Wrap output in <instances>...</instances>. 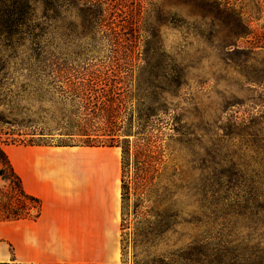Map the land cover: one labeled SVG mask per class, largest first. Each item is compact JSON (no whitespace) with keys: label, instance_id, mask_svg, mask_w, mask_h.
<instances>
[{"label":"rangeland","instance_id":"1","mask_svg":"<svg viewBox=\"0 0 264 264\" xmlns=\"http://www.w3.org/2000/svg\"><path fill=\"white\" fill-rule=\"evenodd\" d=\"M114 4L134 23L133 31H126L133 44L128 58L121 46H112L108 13L89 8L85 0H0V67L4 68L0 86L18 94L16 104L24 118L44 131L37 135L44 141L31 147H58L68 137L61 127L70 120L61 118L49 91L51 78L27 72L44 65L72 73L113 69L130 92L134 108L130 113L157 112L181 120L174 128L177 132L164 129L160 186L166 190L145 204L156 201L154 211L179 213L183 224L157 241L147 258L156 264H177L180 251L191 253L201 241L192 224L199 213L192 190L198 184L194 157L219 139L230 118L240 124L264 113V0H115ZM113 19L118 23L116 14ZM33 87L46 91L43 100L28 95ZM195 130L200 133L193 138L190 133ZM27 147L5 148L15 166ZM238 147L234 143V150ZM117 152L120 169V148ZM132 203L131 198L130 211ZM124 239L119 264H133L131 244L127 236ZM255 245L263 247L257 241L249 247Z\"/></svg>","mask_w":264,"mask_h":264},{"label":"trees","instance_id":"2","mask_svg":"<svg viewBox=\"0 0 264 264\" xmlns=\"http://www.w3.org/2000/svg\"><path fill=\"white\" fill-rule=\"evenodd\" d=\"M114 1L85 0V4L108 13L112 46H121L128 58L133 44L126 31L132 32L134 23ZM115 14L118 23L114 22ZM3 71L0 67V76ZM27 72L51 78L49 91L55 96L61 118L70 120L61 127L68 137L58 147H73L77 142L83 147L120 148L121 255L127 236L133 264H156L147 261L149 250L183 222L176 211L171 215L154 211L156 201L145 204L166 190L160 186L165 163L164 129L171 127L177 132L174 128L181 120L176 116L167 119L157 112H136L134 116L124 78L113 69L72 73L44 65ZM45 94L36 87L28 93L39 101ZM17 99L18 94L0 86V222L36 220L41 211L40 199L26 193L5 151L9 145L31 147L44 141L37 137L44 131L24 118ZM250 118L240 124L230 118L219 139L194 157L192 168L198 172V184L192 190L199 213L192 224L198 228L201 241L191 253L180 251L177 264H240L237 262L246 258L253 259L250 264H264V113ZM198 133L195 130L190 136L195 138ZM234 143L239 146L236 150ZM254 241L263 247H249Z\"/></svg>","mask_w":264,"mask_h":264},{"label":"crops","instance_id":"3","mask_svg":"<svg viewBox=\"0 0 264 264\" xmlns=\"http://www.w3.org/2000/svg\"><path fill=\"white\" fill-rule=\"evenodd\" d=\"M116 147H27L19 166L36 220L0 222V264H119L120 169Z\"/></svg>","mask_w":264,"mask_h":264},{"label":"bare ground","instance_id":"4","mask_svg":"<svg viewBox=\"0 0 264 264\" xmlns=\"http://www.w3.org/2000/svg\"><path fill=\"white\" fill-rule=\"evenodd\" d=\"M118 150V149H117Z\"/></svg>","mask_w":264,"mask_h":264}]
</instances>
